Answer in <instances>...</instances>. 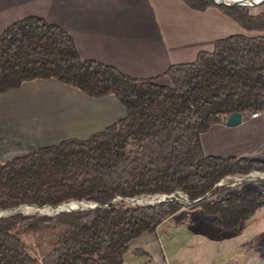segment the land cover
I'll return each instance as SVG.
<instances>
[{
    "label": "trees",
    "instance_id": "16d2710c",
    "mask_svg": "<svg viewBox=\"0 0 264 264\" xmlns=\"http://www.w3.org/2000/svg\"><path fill=\"white\" fill-rule=\"evenodd\" d=\"M192 9L216 7L245 31H264V3L227 7L183 0ZM256 7V6H255ZM157 78H134L82 59L74 39L41 17L11 23L0 34V94L33 79L54 78L91 97L114 95L123 117L85 139L68 138L0 161V209L20 204L92 201L100 207L54 216L0 218V264H124L127 243L154 232L181 208H199L209 235L240 230L264 206V180L252 198L239 185L204 200L127 205L116 197L180 191L202 197L227 176L263 171L264 161L205 155L200 134L240 112H264V35L232 34Z\"/></svg>",
    "mask_w": 264,
    "mask_h": 264
},
{
    "label": "crops",
    "instance_id": "0c3cea01",
    "mask_svg": "<svg viewBox=\"0 0 264 264\" xmlns=\"http://www.w3.org/2000/svg\"><path fill=\"white\" fill-rule=\"evenodd\" d=\"M29 16L68 32L82 59L160 83L168 81L163 74L171 65L211 51L217 39L264 35L245 31L216 7L199 11L182 0H0V34ZM124 113L114 95L91 97L54 78L25 81L0 94V161L64 139H85ZM200 143L205 155L264 161V112L234 126L215 122L200 134ZM206 223L199 208H181L154 232L131 239L124 264H202L194 249L184 248L204 237L210 243L219 238L208 234ZM240 234L222 236L226 242L218 241L206 264H264V248L235 245Z\"/></svg>",
    "mask_w": 264,
    "mask_h": 264
},
{
    "label": "water",
    "instance_id": "95a60500",
    "mask_svg": "<svg viewBox=\"0 0 264 264\" xmlns=\"http://www.w3.org/2000/svg\"><path fill=\"white\" fill-rule=\"evenodd\" d=\"M216 4H222L227 7L235 5L243 6H258L264 3V0H214ZM243 115L240 112H233L229 114L225 120V124L234 126L240 123ZM264 180V171L257 172L252 171L247 174H241L230 178L228 182L219 181L216 183L210 191L205 193L202 197L195 200H190L184 193L180 191H174L171 193H154V194H141L133 197H116V200H122L127 205L146 206L154 205L165 201H177L183 206L194 205L201 200L206 199L219 187H233L238 184H243L250 181H262ZM100 207L97 203L92 201H70L62 202L57 205L45 204L38 206L36 204H20L14 207L0 209V218L9 217L11 215L22 213L24 215H42V216H54L61 212H71L80 210H91Z\"/></svg>",
    "mask_w": 264,
    "mask_h": 264
},
{
    "label": "rangeland",
    "instance_id": "374dc122",
    "mask_svg": "<svg viewBox=\"0 0 264 264\" xmlns=\"http://www.w3.org/2000/svg\"><path fill=\"white\" fill-rule=\"evenodd\" d=\"M260 6L261 5H258L256 7L252 6L253 12L260 11L263 8V6ZM234 176L236 177L238 175L227 176L222 180V182H228L230 178ZM256 182L257 181H250L243 184H238L239 187L236 191L244 196L252 198L256 195L259 190V186ZM182 216L183 215H177L175 218L180 219L182 218ZM237 231H240L241 234L234 239L235 245H245V248L247 245H249L251 250L264 248V207L262 206L258 208L255 213L245 222V224L241 227L240 230L231 229L227 232L222 233V235L232 234V232ZM207 238L208 237H204V240L202 241L198 240L197 242H188V245L184 248V251L187 253H191V249H194L192 251V254H194L197 259L200 257L198 259V262L202 264H206L208 257L214 254L218 241L222 240V242H226V239H222L221 237H219L215 239V241H211L212 243H210L209 241H207ZM222 246L225 248V245Z\"/></svg>",
    "mask_w": 264,
    "mask_h": 264
},
{
    "label": "built area",
    "instance_id": "2783aa9c",
    "mask_svg": "<svg viewBox=\"0 0 264 264\" xmlns=\"http://www.w3.org/2000/svg\"><path fill=\"white\" fill-rule=\"evenodd\" d=\"M260 115L259 111L253 112L250 114V117H258Z\"/></svg>",
    "mask_w": 264,
    "mask_h": 264
}]
</instances>
